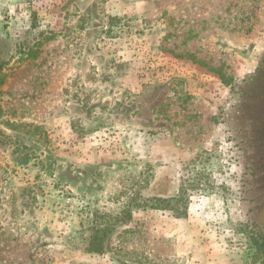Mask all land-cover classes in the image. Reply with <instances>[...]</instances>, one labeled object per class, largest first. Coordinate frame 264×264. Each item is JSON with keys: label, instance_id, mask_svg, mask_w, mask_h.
<instances>
[{"label": "rangeland", "instance_id": "1", "mask_svg": "<svg viewBox=\"0 0 264 264\" xmlns=\"http://www.w3.org/2000/svg\"><path fill=\"white\" fill-rule=\"evenodd\" d=\"M0 59V264H264V0H0Z\"/></svg>", "mask_w": 264, "mask_h": 264}, {"label": "trees", "instance_id": "2", "mask_svg": "<svg viewBox=\"0 0 264 264\" xmlns=\"http://www.w3.org/2000/svg\"><path fill=\"white\" fill-rule=\"evenodd\" d=\"M5 63L0 59V88L3 85V68ZM12 129H23L29 125H17L10 124ZM30 128L38 129V127L30 126ZM144 209L151 210H162L169 211L175 219H185L188 216L189 211V199L185 192H180L179 195L169 198H151L145 201ZM131 217V215H128ZM102 218L103 221H99L97 218ZM94 224L89 228L88 235L85 239V250L88 253H102L105 250L106 241L110 233L114 229L113 223L110 221V216L108 215H98ZM256 227L258 224L255 223ZM256 235V236H255ZM255 235L251 236L252 244L256 248L259 255L264 258V232L258 230Z\"/></svg>", "mask_w": 264, "mask_h": 264}]
</instances>
